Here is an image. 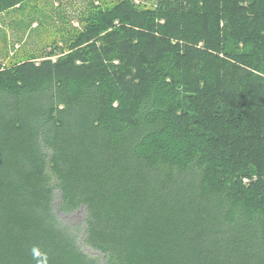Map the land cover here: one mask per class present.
Returning a JSON list of instances; mask_svg holds the SVG:
<instances>
[{
    "label": "trees",
    "instance_id": "1",
    "mask_svg": "<svg viewBox=\"0 0 264 264\" xmlns=\"http://www.w3.org/2000/svg\"><path fill=\"white\" fill-rule=\"evenodd\" d=\"M70 47L0 69V264H264V0H121Z\"/></svg>",
    "mask_w": 264,
    "mask_h": 264
},
{
    "label": "rangeland",
    "instance_id": "2",
    "mask_svg": "<svg viewBox=\"0 0 264 264\" xmlns=\"http://www.w3.org/2000/svg\"><path fill=\"white\" fill-rule=\"evenodd\" d=\"M33 1V2H32ZM30 7L12 8L0 13V69L32 59L37 64L44 59L56 62L72 51L71 43L84 31L100 9L114 6L121 0H32ZM138 5L154 7L157 0H133ZM248 2V0H245ZM33 7L37 10L31 15ZM40 12L42 23L38 19ZM46 14L51 15L46 17ZM118 22V20H116ZM92 42V41H91ZM100 44V42H97ZM116 49H120L119 47ZM113 54L121 53L112 50ZM122 54V53H121ZM119 58L114 64H119ZM80 62V61H78ZM256 179V177H255ZM246 183L250 180L245 179ZM59 199L57 197L55 204ZM69 224L84 227V207L75 212L58 213ZM78 236L80 248L92 257H102L101 251L84 240V230ZM106 264V262H104Z\"/></svg>",
    "mask_w": 264,
    "mask_h": 264
}]
</instances>
